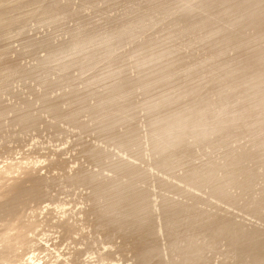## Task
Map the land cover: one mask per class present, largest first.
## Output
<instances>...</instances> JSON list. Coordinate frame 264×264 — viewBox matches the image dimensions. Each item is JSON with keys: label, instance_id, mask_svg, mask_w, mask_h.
<instances>
[{"label": "rangeland", "instance_id": "374dc122", "mask_svg": "<svg viewBox=\"0 0 264 264\" xmlns=\"http://www.w3.org/2000/svg\"><path fill=\"white\" fill-rule=\"evenodd\" d=\"M0 264H264V0H0Z\"/></svg>", "mask_w": 264, "mask_h": 264}]
</instances>
